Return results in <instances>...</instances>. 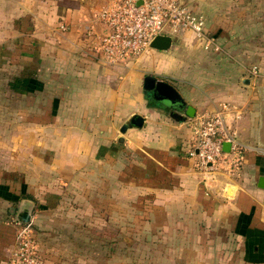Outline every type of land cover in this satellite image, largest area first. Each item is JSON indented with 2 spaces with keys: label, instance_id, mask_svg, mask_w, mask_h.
I'll use <instances>...</instances> for the list:
<instances>
[{
  "label": "crops",
  "instance_id": "crops-1",
  "mask_svg": "<svg viewBox=\"0 0 264 264\" xmlns=\"http://www.w3.org/2000/svg\"><path fill=\"white\" fill-rule=\"evenodd\" d=\"M254 2L186 0L217 50L183 31L167 51L111 65L94 34L103 0H0V264H15L20 226L45 264H130L132 247L140 264H264V1ZM148 78L183 105L152 98ZM216 113L250 148L238 173L189 156L194 119Z\"/></svg>",
  "mask_w": 264,
  "mask_h": 264
},
{
  "label": "built area",
  "instance_id": "built-area-1",
  "mask_svg": "<svg viewBox=\"0 0 264 264\" xmlns=\"http://www.w3.org/2000/svg\"><path fill=\"white\" fill-rule=\"evenodd\" d=\"M96 22L103 29L94 33L97 50L108 64L129 63L151 48L158 36L193 32L206 50H217L215 38L205 31L203 16L194 13L182 0H103ZM65 29V26H62ZM259 75L257 67L252 69ZM195 138L189 156L202 171L238 173L250 148L227 127L222 113L204 115L193 121ZM230 144V150L224 145ZM20 224V223H18ZM15 264H45L34 231L20 226L14 252Z\"/></svg>",
  "mask_w": 264,
  "mask_h": 264
},
{
  "label": "water",
  "instance_id": "water-1",
  "mask_svg": "<svg viewBox=\"0 0 264 264\" xmlns=\"http://www.w3.org/2000/svg\"><path fill=\"white\" fill-rule=\"evenodd\" d=\"M184 3L186 0H182ZM172 45V38L170 36H158L152 43L151 48L158 50V51H167L170 49ZM146 89L149 92V94L152 96V98L164 103V106H181L183 105V100L178 93V91L169 83L162 81V80H156L154 78H148L146 80ZM170 115L175 117L177 120H184L183 117H180L177 115V113L173 110L170 112ZM140 121V118L133 117L131 120V123H126L122 129L121 132L125 133L129 128H132L133 124L138 125ZM230 147V144L224 145V150L228 152ZM262 187L264 188V178L261 180ZM30 220L29 214L25 213L20 219L17 221L19 223L28 224Z\"/></svg>",
  "mask_w": 264,
  "mask_h": 264
},
{
  "label": "rangeland",
  "instance_id": "rangeland-1",
  "mask_svg": "<svg viewBox=\"0 0 264 264\" xmlns=\"http://www.w3.org/2000/svg\"><path fill=\"white\" fill-rule=\"evenodd\" d=\"M240 1L244 2L245 0H239V3H240ZM253 1H255L254 3H257V2L258 3H262L264 0H253ZM141 255H142V252L139 254L138 247H132L130 264H140L139 260H140V258H142ZM118 263H120V262H118ZM147 264H153V262L152 261H149V262L147 261Z\"/></svg>",
  "mask_w": 264,
  "mask_h": 264
}]
</instances>
